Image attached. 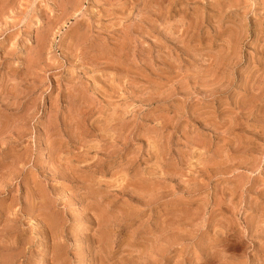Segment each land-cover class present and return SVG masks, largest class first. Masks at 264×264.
Here are the masks:
<instances>
[{
	"label": "rangeland",
	"instance_id": "obj_1",
	"mask_svg": "<svg viewBox=\"0 0 264 264\" xmlns=\"http://www.w3.org/2000/svg\"><path fill=\"white\" fill-rule=\"evenodd\" d=\"M0 264H264V0H0Z\"/></svg>",
	"mask_w": 264,
	"mask_h": 264
}]
</instances>
